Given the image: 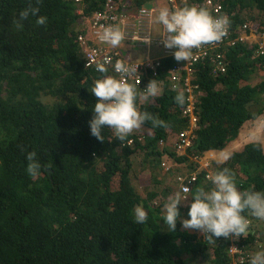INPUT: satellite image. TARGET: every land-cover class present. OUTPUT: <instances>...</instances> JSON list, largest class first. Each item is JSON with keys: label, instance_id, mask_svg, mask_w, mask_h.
<instances>
[{"label": "trees", "instance_id": "1", "mask_svg": "<svg viewBox=\"0 0 264 264\" xmlns=\"http://www.w3.org/2000/svg\"><path fill=\"white\" fill-rule=\"evenodd\" d=\"M106 1L80 0L83 14L91 15ZM110 1L128 17L151 8L142 7L149 0ZM188 1L204 7V0ZM218 1L229 14L231 38L237 40L223 48L228 59L224 73H213L207 58L190 66L191 79L198 82L193 126L183 113L187 99L183 106L174 99L183 92V80L175 83L179 90L168 77L171 70L184 69L185 62L168 55L154 71L145 70L136 86L144 92L154 79L162 86L160 95L138 98L137 106L168 127L146 122L123 142L106 127L102 142L91 135L89 122L97 100L91 89L103 74L94 65L86 67L80 52L82 19L75 1L0 0V264L231 263L233 239L209 241L200 230L181 226L190 219L194 192L212 188L210 177L224 168L235 174L240 191L264 192V54L238 39L243 21H248L247 34L264 37V0ZM30 4L47 17L46 25L30 16L17 26L20 11ZM108 74L116 76L110 67ZM243 135L242 149L224 163L215 157L204 168L199 162ZM185 136L190 145L178 148ZM31 151L41 166L35 178L26 171ZM138 155L141 165L135 170ZM193 155L200 156L198 162ZM184 176L195 180L182 193L187 198L178 205L173 232L162 218L163 205L180 191L178 178ZM149 182L165 186L158 204L159 192L145 188ZM137 206L148 213L144 224L134 222ZM243 215L254 218L250 211ZM258 232L238 245L264 247Z\"/></svg>", "mask_w": 264, "mask_h": 264}, {"label": "clouds", "instance_id": "2", "mask_svg": "<svg viewBox=\"0 0 264 264\" xmlns=\"http://www.w3.org/2000/svg\"><path fill=\"white\" fill-rule=\"evenodd\" d=\"M166 1L169 3V0ZM37 2L39 3V0H37ZM205 2L206 0L203 2L205 8L201 7L202 5L197 7L196 3H190L188 0L185 2L184 6L176 7L172 10L165 6L159 9L158 14L154 18L155 23L163 26L161 42L164 48L175 49L173 50L174 52L170 53H167L165 49L166 55L155 60L159 61L168 55H174V59L177 62H185L184 69L171 70V75L168 76L171 82L170 84H173L172 74L174 73H178L183 81V76H185L188 71L192 77L190 66L203 58L209 59L208 66L213 73H224L226 71L228 59L223 48L228 44L235 45L237 39L235 37L231 38L229 14L223 9L222 4L218 0H212L213 3L221 6V13L218 15L226 13L227 16H214L213 9H209V7L205 5ZM75 3L79 8L76 12L81 15L82 19L79 25V34H85L86 32L83 24H86L87 18L91 17V15L95 14L97 11H103L105 5L95 10L91 15H85L81 9L83 6L82 3H80V1H75ZM115 9L114 5L112 12L115 16V20L98 33V39L101 42L113 48L122 46L127 37V27L131 26L133 30L130 36H145L143 38L145 40L150 39V44L152 43L151 23L152 14L154 12L153 8L144 9L150 13V32L147 34L139 26L141 25L139 22L141 9L138 10L137 15L131 12L130 15L132 19L126 15L118 14ZM38 13L39 7L30 4L20 11L19 18L16 21L17 26H22L21 22L27 20L30 16L37 17V25H46L47 17L39 16ZM133 16H136V20L133 19ZM247 24L248 21H243L242 31L238 39L247 44H253L256 54H264V37H259L253 33L247 34L245 31ZM226 35L227 37H225ZM223 38L224 40L222 41ZM131 41L136 44L138 43V45L147 46V48L150 46V44L146 45L142 43L139 39H131ZM219 42H221L219 45L209 46ZM80 46V52L85 59L84 48L81 42ZM199 48H202V51L205 53L200 54L201 56L196 61H192L193 52H195V49ZM148 57L149 56H146V58ZM148 59L152 60L150 57ZM126 62L128 61L117 59L113 65L115 71L113 72L119 74V78L117 75L108 74L109 68L107 65L111 64L110 60L105 59L102 62H97L95 66L96 71L103 75L94 81V85L91 89V93L95 95L97 100L93 108L94 116L89 124L91 135L102 142L105 140L102 135V130L106 127L112 129L115 137L121 142L135 130L141 129L146 122H150L153 128L168 127L166 121L157 118L147 111H140L137 106L138 98L142 97L147 101L150 97H157L160 95L162 86L160 88L158 82L154 79L151 80L149 84H146L144 92H140L135 84L130 83L124 78L134 74L136 71L135 66H131ZM87 66L88 64L86 67ZM258 78L259 77H257V79ZM257 79L255 78L253 80L255 81ZM194 80L192 81L191 79L190 81L192 85L198 83ZM175 88L179 89L177 87ZM182 91L183 92H178L174 97L179 106H183L185 98H187L185 88ZM193 96L196 99V90ZM237 142L238 138L231 140L223 149H217L222 150V152L219 153H215L212 150L208 155L210 156V160L199 161L200 156L194 155L190 158H192L193 161H199L204 168L206 166L205 163H212L215 157L219 158L217 163L222 164L231 158L232 152L242 149L243 143L240 149H236L235 145ZM229 145H231V148L226 151L225 149ZM35 156L36 152L31 151L27 153L26 157L28 161L26 171L33 178L39 174L41 167L34 159ZM210 180L213 185L212 188L205 190L204 187H199L194 192L188 212L190 219L182 220V228L200 230L202 233L206 234V239L209 241H212L213 238L216 240L220 237L233 239V243H230L228 248V256L231 259L230 264H241L251 255L248 264H264V250H262L260 246L257 245L256 247L255 244L251 245V247H249L250 245L239 246L237 243L241 238L247 237L249 233H253L254 230H256V232L258 231V226L253 225L255 218L264 220V192L251 189L240 191L237 187L235 174L228 168L216 172L210 177ZM187 191V188L177 191L174 195L170 196L163 205L164 215L162 218L169 231L174 232L176 229L177 220L180 218L178 205L187 198V196L182 194ZM246 211H250L254 218L249 219L243 215ZM134 212L135 223L144 224L148 220V213L143 207L137 206ZM256 236H260V232L256 233Z\"/></svg>", "mask_w": 264, "mask_h": 264}, {"label": "built area", "instance_id": "3", "mask_svg": "<svg viewBox=\"0 0 264 264\" xmlns=\"http://www.w3.org/2000/svg\"><path fill=\"white\" fill-rule=\"evenodd\" d=\"M75 1H80V0H75ZM185 2H187V0H169L167 7L170 10H172L176 7L184 6ZM205 5L208 6L209 9L211 8L213 9V12L215 14L214 16H224V15L227 16L226 13L218 15L221 13V6L213 3L212 0H206ZM196 6L200 7L199 5H196ZM113 7H114L113 2H111L110 0H107L105 3V9L103 11H97L95 14L91 15V17L87 18L86 24H83L86 33L79 34L78 40L81 42V45L84 48V55H85V59L88 65L96 66L97 62H102L103 60L107 59L111 61V64H108L107 67L108 68L110 67L114 71L113 65L115 61L117 59H121L120 52L116 48H113L112 46L106 43H103L98 39V33H100L104 27L109 26L110 23L115 20V16L112 12ZM149 16H150L149 11H146V10L140 11L139 22L142 26L141 25L139 26L144 30L146 34L150 32L149 31L150 30ZM130 37L132 40L139 39L142 43L146 45L150 44V39L145 40L143 38L145 36L137 37L135 35H131ZM225 37H227V35ZM224 38L222 39V41L224 40ZM221 42L214 43L209 46L219 45ZM165 49L167 53L174 52L173 50H175V49H168L166 47ZM204 53L205 52L202 51V48L195 49V52H193V58L191 60L196 61L201 56L200 54H204ZM126 63L131 66H135L136 71L134 74L126 76L124 78L127 79L130 83L135 84V86H138L139 84L142 83V79H143L142 74L145 72V70L147 71V69H153L154 71L155 66H158L159 64V61L149 60L148 58H146L145 62L143 63H137V62H126ZM155 73L156 72H154V74ZM116 75L119 78V74L116 73ZM183 78H184V81L180 84V86L185 88L186 90L185 92L187 93L186 99L188 101V104L183 110V113L188 114L190 121L192 123V126H193V123L195 122V119H196L194 115V111H193V101L195 100L193 94L197 88V84L192 85V83H190L191 74L189 71L187 72L185 76H183ZM179 79H181V77L178 73L172 74L173 87H175V83ZM184 133L187 134L188 136L189 131H187V133L185 131ZM189 144H190V141L185 136L183 138L182 143L178 145V148H183V147L185 148L186 146H189ZM205 165H207V163H205ZM206 177L207 178L210 177V172L206 174ZM178 179L181 181L180 190L185 189V188L189 190V187L191 184H193L195 177L194 176H184V178L179 177ZM187 192H183V194Z\"/></svg>", "mask_w": 264, "mask_h": 264}, {"label": "rangeland", "instance_id": "4", "mask_svg": "<svg viewBox=\"0 0 264 264\" xmlns=\"http://www.w3.org/2000/svg\"><path fill=\"white\" fill-rule=\"evenodd\" d=\"M168 6V2L166 0H149L146 4H143L142 7H151L154 9V12L152 14V26H151V40L152 43L150 46L147 48V46L144 45H138L135 42L131 41L130 34L133 30V28L127 27V37L123 43L122 46L117 47L116 49L120 52V58L122 60L128 61V62H137V63H143L145 62L146 56H149L152 60L158 59L160 57H163L166 55V51L164 46L162 45V40H161V35H162V30L163 26L160 24H157L154 22L155 16L158 14L159 9L162 7ZM131 18V17H130ZM132 19V18H131ZM133 19L136 20V16H133ZM161 42V44H160ZM148 57V58H149ZM257 79V78H256ZM243 132V131H242ZM248 137L250 135V132L247 133ZM244 141V135L238 138V142L236 143V149H240L241 145ZM215 155V154H214ZM141 158L140 155H138V158L136 159L137 166L133 167L135 170H139L140 168V162L139 159ZM212 161H215L214 159ZM139 165V167H138ZM168 166V164H166ZM151 174V172H149ZM149 187H145L147 189H156L159 193L158 196L154 199V202L157 204L159 203L161 197L163 196L162 194V189H165L164 184H161L163 187H159L156 184H152L149 182ZM253 225L258 226V231L260 232V236H264V220L255 218ZM191 232H194V229H189ZM264 246V244H262ZM260 248L264 250V247ZM261 251V250H258Z\"/></svg>", "mask_w": 264, "mask_h": 264}, {"label": "crops", "instance_id": "5", "mask_svg": "<svg viewBox=\"0 0 264 264\" xmlns=\"http://www.w3.org/2000/svg\"><path fill=\"white\" fill-rule=\"evenodd\" d=\"M213 152L219 153V152H222V150H213Z\"/></svg>", "mask_w": 264, "mask_h": 264}]
</instances>
